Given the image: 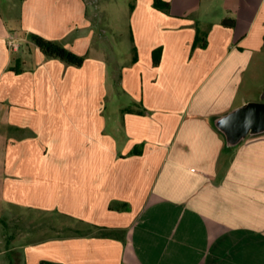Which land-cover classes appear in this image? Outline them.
<instances>
[{
  "label": "crops",
  "instance_id": "crops-1",
  "mask_svg": "<svg viewBox=\"0 0 264 264\" xmlns=\"http://www.w3.org/2000/svg\"><path fill=\"white\" fill-rule=\"evenodd\" d=\"M128 1L112 71L92 0H57L45 32L25 0L18 30L0 14V214L57 220L9 236L0 264H264V133L228 147L215 125L264 101V0Z\"/></svg>",
  "mask_w": 264,
  "mask_h": 264
},
{
  "label": "rangeland",
  "instance_id": "rangeland-1",
  "mask_svg": "<svg viewBox=\"0 0 264 264\" xmlns=\"http://www.w3.org/2000/svg\"><path fill=\"white\" fill-rule=\"evenodd\" d=\"M20 0H0V14L10 30H18L16 16L18 14V3ZM26 19L24 25L34 31H46V25L42 21L50 14L57 0H25ZM92 5L96 12H99V22L101 25V34L106 41L107 51L105 57L109 63V70H114V64L117 59H126L132 55L130 50V29H129V11L130 4L128 0H92ZM44 14V15H43ZM29 15H32L29 17ZM44 16V17H43ZM15 19V20H14ZM36 35H39L38 33ZM40 36V35H39ZM21 45L25 46L23 41ZM12 50V49H11ZM129 55V56H128ZM264 95L262 93L261 97ZM56 218H42L27 212L6 210L5 214H0V250L6 247V239L11 235H20L24 231H29L35 227L34 224L40 222H54ZM32 221H35L33 223ZM57 221V220H56ZM60 232L56 228L53 232L35 237V240L47 236H56ZM66 232L65 234H68ZM6 235V238H5ZM34 239V238H33Z\"/></svg>",
  "mask_w": 264,
  "mask_h": 264
},
{
  "label": "water",
  "instance_id": "water-1",
  "mask_svg": "<svg viewBox=\"0 0 264 264\" xmlns=\"http://www.w3.org/2000/svg\"><path fill=\"white\" fill-rule=\"evenodd\" d=\"M228 147H236L249 135L264 133V101L249 102L215 121Z\"/></svg>",
  "mask_w": 264,
  "mask_h": 264
},
{
  "label": "trees",
  "instance_id": "trees-1",
  "mask_svg": "<svg viewBox=\"0 0 264 264\" xmlns=\"http://www.w3.org/2000/svg\"><path fill=\"white\" fill-rule=\"evenodd\" d=\"M154 4H155V7L159 8L160 0H155ZM165 8H168L167 4L165 5ZM224 24L233 26L234 21L233 20L224 21ZM30 38L34 41V43L37 45V47L46 57L57 58L68 64L75 65L77 67L82 66L85 61V57L79 56L73 53L71 50H69L68 48H66L65 46L61 45L60 43L56 41L45 39L44 37L36 35V34H31ZM160 53H161V50H158L154 54L155 55L154 62L156 65L159 63ZM112 234L114 233L107 231V232L101 233L100 235L112 236ZM40 264H59V263L42 261Z\"/></svg>",
  "mask_w": 264,
  "mask_h": 264
},
{
  "label": "built area",
  "instance_id": "built-area-1",
  "mask_svg": "<svg viewBox=\"0 0 264 264\" xmlns=\"http://www.w3.org/2000/svg\"><path fill=\"white\" fill-rule=\"evenodd\" d=\"M9 47L14 50V51H18L19 50V47L20 45L17 43V40H16V36L15 35H11L9 37Z\"/></svg>",
  "mask_w": 264,
  "mask_h": 264
}]
</instances>
